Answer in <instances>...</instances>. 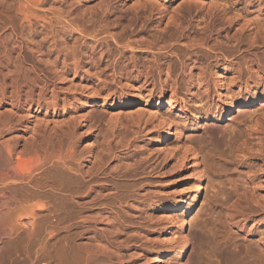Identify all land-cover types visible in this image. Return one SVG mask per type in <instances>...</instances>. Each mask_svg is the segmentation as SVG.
<instances>
[{
	"label": "bare ground",
	"instance_id": "6f19581e",
	"mask_svg": "<svg viewBox=\"0 0 264 264\" xmlns=\"http://www.w3.org/2000/svg\"><path fill=\"white\" fill-rule=\"evenodd\" d=\"M63 3L65 4L64 0H0V264H37L36 261L40 259L25 253L22 258L21 256L20 258L17 257L20 261H16L17 258L12 260L14 254L11 256L10 248H13V245L10 242L14 239V236L20 238L19 231L20 233L22 231L24 237L28 240L41 242V246H43L42 242L56 238L59 231H61L60 228H62L63 232L60 234L63 235V240L68 242L72 239L73 234L71 232L74 229L77 230L83 225L97 223L105 215L102 216L100 215L102 213H98L106 211V205L108 204L106 201L109 200L110 194H114V189H116L115 186L111 185V181L102 178L108 174L109 168L106 166L104 159L106 160V155L110 154L107 151L111 146H108L109 144L105 145V143L120 134H125L128 127H125L120 120L109 123L108 131L106 128L104 133L107 132L109 136L107 138L108 134L104 135L105 143H102L105 146H101V152H97L93 148L91 118L84 113L85 109L92 106L108 109L116 105L114 97L111 99L108 94L109 86L106 85L110 77L108 80L106 78L108 75L105 77L101 71L108 69L107 72L109 74L111 72V80L120 76L121 80H126L124 86L127 89H136L139 92L132 95V97H135L132 99L129 96H119L117 98L126 106L142 102L144 108L140 113V118L135 119L137 120L136 123L132 122L140 128L141 122L145 119L147 122L155 124L156 128L150 136H147L149 148L155 154L169 158L172 157L171 153L173 151L166 145V141L174 136L175 128L173 121L161 112L168 89L171 93L168 101L170 110L177 109L180 113L185 110L183 106L181 108L175 107L178 100L177 90L175 89L176 82L172 80V75L175 73L174 63L177 62L180 65L181 77L184 76L189 86H192L195 82H202L205 72L211 70L209 61L212 60L215 65H219L220 62L227 61L226 57L228 55H235L238 52L237 46L230 48V51L228 49L226 52L221 43H218L219 45L214 44V46L210 44L212 36L219 35L218 31H214L215 26L213 27V25L215 24H213V20L215 19L208 18L207 21L204 20L203 27L199 29L200 31H196L201 32V35L207 34V37L195 40V38L190 37L193 29L190 28L193 26L188 27L189 29L186 27L187 30L180 29V32H178L179 27L182 28L180 25L182 24L181 19L179 18L180 21L176 19L179 26L175 22L176 20L174 21L177 24H174L175 27L172 23L173 28L178 26L177 31L174 29L175 31L171 33L174 36L176 35L177 44L182 46L181 43L184 42L186 49L189 44L192 45L190 46L192 49L194 46H198V48L196 47L197 49H194L191 52L192 54L189 55H184L185 52H181L183 55L180 53V55H176L180 50L176 48L178 52L176 50L174 52L170 47L172 43H175L173 42L175 40L169 41L170 45L163 40L170 47V49L167 48L172 51H168L170 53L166 52L163 55V60H161L162 56H159L160 60H157L158 54L155 56L153 52L154 45L151 49L149 43L146 44L150 45L149 48L144 50L147 49L146 51L150 53L149 57L151 56V58L149 59H152V61L146 62L143 60L145 62H140L141 67H139V58L134 53L135 51L137 53L138 51L141 52L143 48L136 47L141 50H135V47L128 44L123 47L119 46L120 48H110V41L112 40L116 45L119 38L114 35V28H111V30L107 25H104L103 29L101 28L102 22L104 24L105 21H102V19V22L99 20L98 23L99 30L96 31L95 27H93L95 30H92L93 32L96 31L97 35L105 34L109 36V43L106 42L107 37L101 38L102 42L106 43V45L103 44L105 45L104 49L100 42L95 43L99 44V47L96 45V50H99L100 44L102 45L100 52L97 51L99 57L97 55V59H93L95 57L90 59L91 57H85L87 55L76 51L77 48L75 47L73 49L76 50H72L71 47L69 48L70 51L65 46L66 42L64 43V40L66 35L75 36L74 34H76L75 37H77V34L79 37L85 35L86 31L91 29L86 25L91 24L90 22L94 18L87 16L86 20L83 16V18L73 16L75 12L71 11V6L68 7L69 2L66 5L70 10L67 11L71 12L67 13L66 11L64 13V5H62L63 9L60 8ZM160 6L157 8H161ZM108 16L110 17V14ZM220 18L222 23L226 24L225 29H223L224 33L227 32L226 39H230L228 32L232 31L233 18L228 17L224 10L221 12ZM136 19L138 20L137 16L134 17V20ZM149 19L147 18V20ZM182 21L184 22L183 19ZM110 22L113 27L118 25L117 21L111 20ZM145 22L143 23L145 24ZM93 24L92 26H95ZM164 27L168 29L167 26ZM164 27L162 26V29L155 28V30L160 34ZM135 30L136 27L130 29L131 34ZM139 30H143L142 26ZM50 33L58 34V36L56 34L52 35L53 39H55L54 36H57V39L60 40V45L56 40L54 41L59 45L57 49L49 46L45 49L44 47L45 41L47 42L46 39L51 35ZM167 33H169L168 30ZM163 34L158 35L159 40ZM171 34L168 36H171ZM97 35L94 36L97 37ZM91 37L88 38L94 41L95 39L98 40V38L94 37L92 39ZM168 40H171V38L169 37ZM85 42L87 43V41ZM156 42L158 43V40L153 44H156ZM159 44H156V46ZM167 45H164L165 49ZM215 45H217L216 48ZM161 47L156 48V51H161L163 49ZM93 49L90 47V51ZM91 54L95 55L92 51ZM204 55H206L205 62L207 64L203 67L204 64L202 65L200 61ZM174 57L176 58L173 59ZM124 62H128L131 71H129V68L126 69ZM101 66L103 68L105 66L107 69H98ZM193 70H199V74L195 76ZM245 72L254 76L262 71L257 65L250 64L245 68ZM100 74L108 81H104ZM163 75L169 80H164L165 85H162L157 93H154L152 89H147L151 84L154 86L153 83L156 77L160 78ZM111 80L110 82H112ZM142 80L143 82H141ZM221 82L222 80L219 78L217 80L218 87L221 86ZM139 84L140 86H138ZM261 85L264 87V79H260L257 84L252 83L251 86L246 81L243 86L247 93L245 98L237 100L231 95L226 96L225 100L220 103V107H217L215 111L212 112L213 108L208 107L206 119H210L212 122L223 121L235 110L250 109L254 105L256 97L264 101V91L261 93L256 91L258 86ZM135 86L138 87L135 88ZM253 89H255V93L251 95L249 92ZM115 95L117 96V92ZM244 124L248 125L251 130L238 129L235 133H229L227 136H212V130L208 132L207 139L210 143L207 154L214 164L220 165L219 168L226 174L228 179L234 175L238 168L247 166L246 164L250 160L257 159L264 166V143L260 137L264 135V123L261 124L258 121L247 119L244 120ZM108 125L106 126L108 127ZM126 126L128 125L126 124ZM124 134L123 136L126 135ZM123 136L121 137L124 138ZM252 136L255 137L256 141H253ZM119 137H117V140ZM181 139L182 134H179L175 140L177 144L175 149L181 148L179 143ZM123 144L127 145L129 143ZM123 146L122 149L125 147ZM188 152L190 153L188 157L183 154L179 161L176 160V163L179 164L178 168H181L182 160L187 159L190 161L188 182L185 188L179 190L177 197L173 198L171 203L163 208L166 223L163 239L160 241L163 251L152 254L150 258L152 264H163L162 260L165 257H171L174 264H185V253L189 246L188 234L191 229L189 215L201 199L205 181L198 153L194 150ZM174 158L176 157L174 156ZM212 166L214 167L211 164ZM246 168L248 170L244 174L246 179H243L240 173L237 175V179L241 180L239 185L236 184L237 179L227 180L230 188L227 189L226 197L223 194L224 192L222 193V188L221 191L218 190L219 195L222 193L225 198L222 201V198L220 199L218 195L217 200L222 202L220 212H218L221 213L222 211L226 222L231 223L236 218L245 217L248 214L249 210L242 208L239 202V199L242 198H245V200L249 197L253 199L252 189L248 182L251 165ZM113 187L115 188L113 189ZM220 196L222 197V195ZM246 197L248 198L246 199ZM86 232L78 236L84 239ZM90 236L88 235V237ZM9 244L10 248L8 247ZM102 248L100 247V250ZM89 253L86 254L88 259L91 255ZM35 255L37 256L36 253Z\"/></svg>",
	"mask_w": 264,
	"mask_h": 264
},
{
	"label": "rangeland",
	"instance_id": "374dc122",
	"mask_svg": "<svg viewBox=\"0 0 264 264\" xmlns=\"http://www.w3.org/2000/svg\"><path fill=\"white\" fill-rule=\"evenodd\" d=\"M64 2L65 4H61L60 7L61 9L64 8V13L70 10L68 7L71 6V11L76 13H73V16H79L77 18L84 17L85 19L87 16H90L92 19L94 18L93 20L89 18L92 22H90L91 24L88 23L86 26L89 28L91 27V29H88L85 35L83 34L85 39L81 35V37H79L78 34L77 38L75 37L76 34H74L75 36L66 35L64 40V43L66 42L65 46H67L68 49L71 47L72 50L77 48V50L75 49L76 51L87 55L85 57H91L90 59L93 57H95L93 59H97L101 46L103 44L106 45V43L102 42L101 38L104 39V37H107L108 39L106 42L109 43V36L105 34L97 35L96 33V31L99 30L98 23L102 19V21H105L104 24L101 21V28L103 29L104 25H107L110 29L114 28V35L119 38H117L118 41L116 45L112 40L110 41V48H120L127 44L135 47V50H139L141 47L143 48L141 52L138 51V53L140 52L139 55L137 51L134 53L135 55L137 54L136 57L139 58V67H141L140 62L152 61V59H149L151 58V56L149 57L150 53L146 51L147 49L144 50L145 48H149L150 45L151 49L154 45L153 52L155 56L158 54L157 60H160L161 56V60H163V55L166 52L170 53L168 51H172L169 50L170 47L174 52L177 51L176 48L180 50V52L177 51L178 54L172 52L176 55L182 54L181 52H185L184 55H189L192 54L191 52L194 51V49L196 50L198 48V46H194L193 49L190 48L192 45L188 42H185L189 44V46L187 45V49L184 42L181 43L182 46L177 44L176 35L174 36L171 33L175 31L174 29L177 31L179 24L176 19L179 20V18L181 19V21H179L182 23L180 24L182 28L179 27L178 32H180V29L183 30L186 29V27L189 29L193 26L190 28H193L191 32L192 36L190 35V37L195 38V40H201L207 37V34L201 35V32H198L200 31L199 29L203 27V23H205L204 20L207 21L208 18L215 19L211 20H213V24H215L213 25V27L215 26L214 31H218L217 33H219V35L212 36L213 38L210 39V44L214 46V44L221 43L222 48H225L226 52L228 49L230 51V48L237 46L236 49L238 52L235 55L227 54V61L224 63L220 62L219 65H215L212 60L209 61L211 70L205 72L202 82H195L192 86H189L184 76L181 77L180 65H178L177 62L174 63L175 73L172 75V80L176 82L175 89L177 90L178 100L175 107L181 108L183 106L185 110L183 113H180L177 109L170 110L168 101L171 93L168 89L165 100H163L164 105L161 107V112L173 121V126L175 128L174 136L166 141V145L173 151L171 153L172 157L169 158L155 154L149 148L147 136H150L154 128H156L155 124L147 122L146 119L141 122V128L135 124L137 122L135 119H138V117L140 118V113L144 108L142 102L126 106L117 98L119 96H129V98L132 99L135 98L132 97V95L138 94L139 92L136 89H127L124 86L126 80H121L120 76L117 77L120 79L119 81L117 78H112L113 80H111V72L110 74L107 72L109 71L107 67H99L98 69L100 70L102 68L107 69L101 72L105 77L108 75L106 78L109 80L110 77L112 82L106 80L105 77H103L104 75L98 69L97 70L103 75L100 74V76L104 78V81H108L109 85L106 83V85L109 86L108 94L111 99L114 97L116 105L108 109L92 106L86 108L84 113L88 114L89 118H91V140L93 148H95L97 152H101V146L104 147L109 144L108 146L111 145L110 147H112V150L110 147V150L108 147V151L106 150L110 154L108 156L106 155L107 158L105 157L106 160L104 159V162H106V166L109 169L106 177L102 178H107L111 181V185L115 186L116 189L113 187L114 194H110L111 197L106 201V203H108L106 205V211L98 213H102L100 214L102 216L105 215L102 217V220L97 223L87 226L83 225L77 230L74 229L71 232L73 234L72 239L68 242L63 240V235L60 234L63 232L62 228H60L61 231L57 234V236L60 234L58 237L56 236V238L47 240V242H42L43 246H41V242L28 240L24 237L23 232L21 231L20 233L19 231L18 234L21 235L19 236L20 238L14 236V239L10 242L13 248L9 247L10 244L8 245L11 250V256L14 254L12 260H15L17 257L20 258V256L22 258V255L26 253L34 258H40L36 261L37 264L38 262L39 264H152L150 259L152 254L163 251L160 242L162 241L161 239H163L166 227L163 208L168 206L173 198L177 197L179 190L185 188L188 182L187 177L189 174L188 169L190 161L187 159L182 160L181 168H178L179 164L176 162L180 160L183 154L188 157L190 154L188 151L194 150L200 157L201 169L204 173L205 181L201 199L193 207L189 215L191 229L188 234L189 246L185 253V264H264V166L257 159L250 160L247 162V166L238 168L234 175L230 176V179H228L226 178V174L219 168L220 165L214 164L211 157L207 154L208 145L210 143L207 139L209 131L212 130V136H227L229 133H235L238 129L250 131L251 128H248V125H243L244 120L250 119L251 121H258L263 124L264 101L256 97V101L250 109L235 110L233 114L225 117L223 121L212 122L210 119H206L208 107L213 108L212 112L215 111L217 107H220V103L223 102L228 95L233 96V98L237 100L243 99L247 95L243 89L246 81H248L251 86L252 83L257 84L260 79H264V0H64ZM156 3L159 5L157 6ZM62 5H64V7ZM159 6L161 8H157ZM159 10L161 11L159 12ZM223 10L227 13L228 17L231 19L233 18V23H231L233 27H231L232 31L228 32L230 39H226L227 32H223V29L226 27V24L222 23L220 18V14ZM71 11H67V13ZM77 13H81V16ZM107 13L110 14V17ZM135 16L138 18V20L136 19L137 22L134 20ZM95 18L98 21L97 23ZM147 18L151 19L147 20ZM159 19L160 21H158ZM111 20L117 21L116 23H118V25L113 27L110 22ZM174 21L178 24L176 28H173L174 24H176ZM105 22L111 25L108 26L109 24ZM143 22H145V24ZM93 23H96L97 27L96 24ZM92 24L95 26H92ZM158 24L160 25L158 26ZM141 26L143 28V30H141L142 32L139 30ZM162 26H167L168 29L164 27V31H161L162 34L164 33L162 37H165H160L162 39H160L162 41L161 43L158 39L161 33L158 34L155 28L162 29ZM93 27L96 28L94 32L93 30L95 29ZM135 27V32L131 34L130 29ZM167 30L169 33H167ZM50 34L51 37H49L51 40L49 37H46L47 42L45 41L44 47L45 49L48 46L57 49V46L60 45V40L57 39L58 34ZM55 34L57 36H54L55 39H53L52 35ZM88 34L93 35H91V37ZM95 34L97 37L94 36ZM169 34H171V36H168ZM88 37L92 39L95 37L98 38V40L95 39V42ZM169 37L171 40H168ZM55 40L59 45L54 42ZM156 40H158L156 44L160 42L161 45H159L160 47L162 46L161 48L164 50L161 49V51H156V48H160L159 45L156 46V44H153ZM163 40L167 43L175 40L173 41L175 43L171 45L169 43L170 47H168L169 45L163 42ZM85 41H87V43ZM91 42L94 44L100 42L102 45L100 44L99 50H96L99 44L93 46L94 44H91ZM149 43V46L146 45ZM165 44L167 45L166 49L164 46ZM105 45H103V49ZM216 46L217 45H215V48ZM73 47L75 48L73 49ZM90 47L91 49L95 47L91 50L95 55L91 54ZM80 49L82 50L80 51ZM205 56L206 55L203 57ZM85 57L82 58L84 59ZM203 57H201L200 63L202 65L204 64V67L207 62H205L206 57ZM175 58L176 57L173 59ZM127 63L124 65L126 69L130 67ZM248 64L257 65L262 72H258L254 76L247 74L245 68L249 66ZM131 70L132 69L129 68V71ZM193 74L197 76L199 70H193ZM215 74H218L217 76L220 77L217 78ZM219 78L222 80L220 87H218L219 84H217ZM165 79L169 80V78H166L164 75L160 78L156 77L153 83L154 86L151 84L147 89H152L154 93H157L161 86L165 85L163 83ZM141 82H143V80ZM138 86H140V84ZM138 86H135V88ZM256 91L259 93L264 91L263 85L258 86ZM116 92L117 96H114ZM249 93L253 95L255 89ZM115 120L122 121L125 127H128L126 131L123 129L125 134L128 132V135L123 133L125 137L123 134H120V137H124H121L123 140L117 136L121 140L119 138L117 140L116 137L112 140L109 139L110 141L107 139L108 141L105 143L104 135L108 134L107 132L104 134L105 129L107 128L106 130L108 131V124H111V122L113 123ZM132 121L135 123L133 124ZM126 124L128 126H126ZM106 125H108V127ZM179 134H182V139L179 141L181 148L175 149V147L177 148L175 140ZM108 136L109 134L107 138ZM260 137L263 139L264 143V135ZM251 138L254 139L253 141H256L254 136ZM102 143H105V145ZM123 143H129L127 144L129 148ZM122 146L124 147L123 149ZM174 156L176 158H174ZM211 164L214 165V167H211ZM249 165H251V170L249 171L250 178L248 182L252 189L251 193L253 199L250 197L249 199L246 197L247 200H245V198L239 199L241 207L249 210L247 212L248 214L245 217L236 218L231 223L226 222L223 218L222 211L221 213L219 212L220 204L222 203L221 200L224 201L225 199L223 194L226 197L228 193L227 189L230 188L227 180H236L239 173L242 175L243 179H246L244 174L248 171L246 167ZM240 182L241 180L237 179L236 184L239 185ZM220 189L222 193L224 192L223 194L220 192L222 197L218 193L221 191ZM218 195L220 199L222 198L220 201L217 200ZM216 214H218V217ZM84 232L87 234L85 233L86 237L82 239L78 235ZM88 235L94 236L91 238V236L88 237ZM100 247L103 248L100 250ZM87 252H91L89 253L91 254L89 259L86 256ZM18 258L16 261H20ZM162 261L163 264H174L171 257H165Z\"/></svg>",
	"mask_w": 264,
	"mask_h": 264
}]
</instances>
